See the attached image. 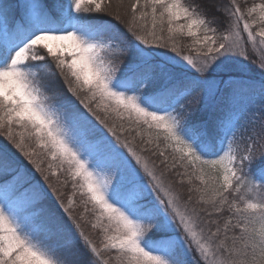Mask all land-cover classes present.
Wrapping results in <instances>:
<instances>
[{
  "label": "snow or ice",
  "instance_id": "obj_1",
  "mask_svg": "<svg viewBox=\"0 0 264 264\" xmlns=\"http://www.w3.org/2000/svg\"><path fill=\"white\" fill-rule=\"evenodd\" d=\"M124 7L0 0V133L58 196L50 177L72 188L64 215L49 211L45 187L0 145V264H264V102L259 116L238 104L255 87L249 43L264 68V2ZM177 168L199 181L201 207L166 181ZM77 194L94 221L73 214Z\"/></svg>",
  "mask_w": 264,
  "mask_h": 264
},
{
  "label": "trees",
  "instance_id": "obj_2",
  "mask_svg": "<svg viewBox=\"0 0 264 264\" xmlns=\"http://www.w3.org/2000/svg\"><path fill=\"white\" fill-rule=\"evenodd\" d=\"M112 4H115L118 2V0H111ZM143 2V0H142ZM183 3L186 4H197L200 3L201 0H182ZM261 2H264V0H237V3L241 5L242 10H246L247 7L252 6L254 3L259 4ZM123 3L125 7L130 3V0H123ZM217 3L219 4H228L230 3V0H217ZM93 15H101L104 16L105 19L111 20L113 23H119L118 21H115L112 16L105 15L103 13L101 14H93ZM217 16H221L220 13L216 14ZM184 21H178L177 23H183ZM251 22V21H250ZM149 28L151 27V20L150 18L147 20ZM121 28H123V25H120ZM166 27V25H165ZM223 29V24L220 25V30ZM157 30H159V25H157ZM258 30V26L253 27L252 31L255 33ZM164 35L167 36V32H164ZM177 43L180 46L181 52L184 55H191L193 57L196 56V52L194 49L190 48L189 46L192 44V38L183 36V37H178L177 38ZM250 45L247 46V48ZM248 49V53H249ZM246 64L248 65L247 72L244 74L245 78L252 82L255 87L252 90L247 91L241 98L238 100V104L242 109H244L249 116H252L253 113H255L256 116H259V111L258 109L260 108V105L262 102H264V97H262L261 92H260V83L261 81H264V68H261L259 65V55L254 58L252 55L249 53V59L245 61ZM198 112V111H197ZM199 113V112H198ZM209 113H207L206 117L207 118ZM126 123V122H125ZM135 133H132L134 135ZM140 143L139 138H137V145ZM147 153V152H146ZM148 153L147 155H149ZM151 156V154H150ZM152 157V156H151ZM155 159H163L162 157L159 156H153ZM163 166V165H162ZM164 169V166H163ZM162 169V170H163ZM182 169H174L172 171H166L165 174L167 175V178L170 179V183L172 184L173 189L180 194L181 199L184 201H187L188 198L191 196L192 198V205H196V200L199 195V193L195 191H189L190 188H192L193 185L198 186L199 181L195 180L193 178L192 184L190 185L188 183V177H178L176 175L177 172H182ZM183 179V183L180 182V180ZM232 199V196L230 195L229 197ZM46 205L50 207L51 210L54 211L53 205L51 206L50 203L46 200H44ZM202 205L196 206V207H201ZM229 215L227 211V206H225V211L219 214V219L221 224H223L225 218Z\"/></svg>",
  "mask_w": 264,
  "mask_h": 264
},
{
  "label": "rangeland",
  "instance_id": "obj_3",
  "mask_svg": "<svg viewBox=\"0 0 264 264\" xmlns=\"http://www.w3.org/2000/svg\"><path fill=\"white\" fill-rule=\"evenodd\" d=\"M118 3V2H117ZM113 4L114 6L117 4ZM127 6V5H126ZM115 10V8L113 9ZM120 11L123 13L124 11H126V7L121 8ZM254 33V32H253ZM255 34V33H254ZM242 35H244L245 39H246V34L242 33ZM257 39L259 40V37H257ZM248 45H250L248 47L249 53L250 55H252L254 58H256L259 53L257 51H254L252 48V45L249 43ZM247 45V46H248ZM50 59V58H49ZM246 63V62H245ZM42 75V74H41ZM49 95H52L51 92L48 93ZM67 95H70V93H65ZM74 99V98H73ZM78 103V102H77ZM82 107V106H81ZM197 109H199V104H197L195 106ZM199 112V113H198ZM195 113L197 118H204L207 115V111H199ZM125 136H128L129 133H125ZM140 144V143H139ZM139 144L137 146H139ZM0 145H7L10 152L12 153L13 157L15 158V160L19 163V165L24 168L28 174L29 177H34L35 180H39V182L41 183V185H43L46 189L47 192V196L44 200L48 201L50 203V205L54 207V211L50 209V207L48 205L45 204V202H43V206L45 208H47L49 211L56 213L57 215H64L61 211V209L58 207L59 201L62 199L66 202L67 198L69 196H71L72 194V188H71V180L68 181V185L67 186H63L62 184H57L56 181V177H50V182L54 185H57V188L59 189V192L62 193V195L58 196L57 192H54L53 189L51 187H48L49 182L48 181H44L43 177L41 176L40 173L35 172L34 166L32 164H30L27 160L26 157H24L18 150H16L11 144L10 142H8L6 140V138L4 137L3 133H0ZM148 153H144L145 156H148L150 161H156L157 162V166H158V171L163 169V166L159 164V160L160 159H155L152 155V157L149 155H147ZM47 163L48 161L45 160L44 163V167H47ZM60 179L63 180L65 178V173L64 172H60ZM165 178L167 182H170V179L167 178V175L165 174ZM182 200V199H181ZM75 201H76V207L74 209V215L76 216H81L84 215L87 217L88 221H94V216L91 212V206L89 205L87 210H85L84 205L81 203V197L79 196V194H77L75 196ZM184 201V199L182 200ZM196 204V203H195ZM195 206H199L198 204H196ZM82 227L85 231L86 234H88L90 236L91 239H93L94 242H96L98 245L100 243V231L97 230H93L91 228V224L90 223H86L83 222L82 223ZM67 238V237H65ZM75 247V245H74ZM194 245H193V249H194ZM193 255L195 256L196 253L195 251H193ZM104 259H108L107 256H104ZM109 264H113L112 260H109Z\"/></svg>",
  "mask_w": 264,
  "mask_h": 264
}]
</instances>
